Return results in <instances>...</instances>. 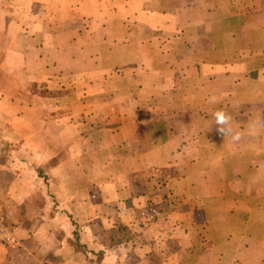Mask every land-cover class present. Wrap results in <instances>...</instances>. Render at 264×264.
<instances>
[{"label": "crops", "instance_id": "0c3cea01", "mask_svg": "<svg viewBox=\"0 0 264 264\" xmlns=\"http://www.w3.org/2000/svg\"><path fill=\"white\" fill-rule=\"evenodd\" d=\"M0 264H264V0H0Z\"/></svg>", "mask_w": 264, "mask_h": 264}, {"label": "built area", "instance_id": "2783aa9c", "mask_svg": "<svg viewBox=\"0 0 264 264\" xmlns=\"http://www.w3.org/2000/svg\"><path fill=\"white\" fill-rule=\"evenodd\" d=\"M1 228H2V227L0 226V235H1L2 237L6 238L7 241H10L9 238L5 237V234H6V233H5V231L2 230ZM10 242H11V241H10Z\"/></svg>", "mask_w": 264, "mask_h": 264}]
</instances>
